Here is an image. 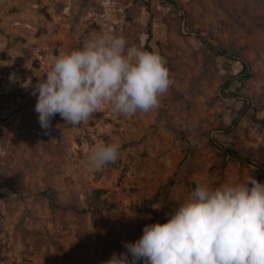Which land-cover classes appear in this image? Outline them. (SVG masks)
I'll return each mask as SVG.
<instances>
[{"label": "rangeland", "instance_id": "obj_1", "mask_svg": "<svg viewBox=\"0 0 264 264\" xmlns=\"http://www.w3.org/2000/svg\"><path fill=\"white\" fill-rule=\"evenodd\" d=\"M174 1L0 0V264H103L165 223L190 184L264 182V0ZM102 34L163 58L172 84L159 106L131 117L104 106L78 126L57 114L43 129L29 85L61 51ZM236 61L253 74L243 86ZM101 142L118 143L119 159L85 170Z\"/></svg>", "mask_w": 264, "mask_h": 264}, {"label": "clouds", "instance_id": "obj_2", "mask_svg": "<svg viewBox=\"0 0 264 264\" xmlns=\"http://www.w3.org/2000/svg\"><path fill=\"white\" fill-rule=\"evenodd\" d=\"M165 63L159 54L129 47L112 34L61 51L44 78L29 85L40 126L48 129L57 114L66 125L78 126L104 106L124 117L154 110L172 84ZM120 151L118 143H96L82 167L100 171L115 163ZM123 247L125 252L112 253L103 264H264V182L253 174L219 185L197 182L166 213L165 223L145 225L142 235Z\"/></svg>", "mask_w": 264, "mask_h": 264}, {"label": "trees", "instance_id": "obj_3", "mask_svg": "<svg viewBox=\"0 0 264 264\" xmlns=\"http://www.w3.org/2000/svg\"><path fill=\"white\" fill-rule=\"evenodd\" d=\"M164 2H166L167 4H170L171 6H175L177 5L175 3L174 0H162ZM149 34H150V37L151 38V35H152V27L151 25L149 26ZM206 38V37H204ZM207 40V39H206ZM147 50L149 52H153V50L151 48H149V46H147ZM224 54H226V52L224 51ZM239 65H240V80H239V83L243 86L245 82H247L250 78H252L253 74L250 72L249 68H248V65L243 62V61H236ZM233 85L231 83H228L226 84V89H230ZM237 93H239L240 89L237 88ZM94 115V114H93ZM224 155L226 157H228V159H233L234 161L238 162V163H246V160L240 156V154H238V152L232 150L231 148H225V153ZM192 185V188L195 187V183H192L190 184ZM45 198H47L49 200V203H50V206L52 209H56L58 206H57V201L59 199L58 197V193L57 191L55 190H52V189H49V190H46L45 192H43L42 194ZM162 196L161 193H158L154 198L150 199V200H147L145 201V203L143 204L142 208H141V212L144 213V214H151V207L160 201V197ZM174 208H164V211L165 212H171Z\"/></svg>", "mask_w": 264, "mask_h": 264}]
</instances>
